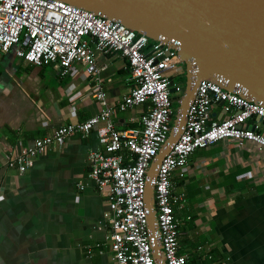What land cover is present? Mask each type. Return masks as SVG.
I'll return each mask as SVG.
<instances>
[{
	"label": "crops",
	"instance_id": "crops-1",
	"mask_svg": "<svg viewBox=\"0 0 264 264\" xmlns=\"http://www.w3.org/2000/svg\"><path fill=\"white\" fill-rule=\"evenodd\" d=\"M96 63L106 68L99 88L116 106L132 88L127 62L110 54ZM73 69V75L60 78L51 66L26 64L11 52L0 55V264H114L108 247L94 248L104 244L109 229L104 199L88 178V156L102 149L98 130L103 124L39 156L23 175L5 165L34 139L100 111L91 97L96 81L81 64ZM225 108L214 103L210 121L232 115ZM146 110L140 105L115 111L114 128H141ZM171 180L172 193L184 195L175 217L179 239L191 245L182 252L179 243L188 264H264L263 148L231 140L214 143L192 153Z\"/></svg>",
	"mask_w": 264,
	"mask_h": 264
},
{
	"label": "built area",
	"instance_id": "built-area-1",
	"mask_svg": "<svg viewBox=\"0 0 264 264\" xmlns=\"http://www.w3.org/2000/svg\"><path fill=\"white\" fill-rule=\"evenodd\" d=\"M179 44L155 42L145 35L123 26L120 22L94 15L86 10L58 0H0V55L14 50L15 57L36 67L51 66L60 78L73 75V66L82 65L87 76L96 81L92 99L100 111L91 118L60 126L42 138L22 147L6 162V169L23 175L36 159L59 148L65 141L79 135L86 137L98 130L102 149L88 156V178L104 199L103 214L109 234L104 244L114 264H156L153 245L161 247L165 264H188L180 253L178 221L175 207L181 208L183 194L172 193V175L184 168L188 157L196 150L214 143L231 140L239 146L252 143L264 149V107L222 89L221 84L201 81L189 103L185 124L168 154L158 166L153 179L156 232L147 228V209L143 195L147 171L163 148L175 114L171 89L182 96L184 87L173 82L172 75L180 64ZM118 54L126 60L132 81L129 93L116 106L99 88L103 83L98 67L99 56ZM180 96V97H181ZM179 97V99H180ZM179 99L177 101H179ZM214 103L226 105L232 115L219 122L210 121ZM146 105L140 118L141 128L116 130L112 122L115 111L124 112ZM177 120L180 117H176ZM80 189L83 186L78 185ZM92 249L87 251L90 254Z\"/></svg>",
	"mask_w": 264,
	"mask_h": 264
},
{
	"label": "water",
	"instance_id": "water-1",
	"mask_svg": "<svg viewBox=\"0 0 264 264\" xmlns=\"http://www.w3.org/2000/svg\"><path fill=\"white\" fill-rule=\"evenodd\" d=\"M94 15L120 22L155 42L179 44L185 83L173 125L163 148L147 171L143 200L147 228L156 232L153 179L162 159L178 139L189 103L201 81L221 84L264 107V0H58ZM171 94L174 89L170 90ZM180 117L179 120L176 117ZM157 241L156 264H165Z\"/></svg>",
	"mask_w": 264,
	"mask_h": 264
},
{
	"label": "rangeland",
	"instance_id": "rangeland-1",
	"mask_svg": "<svg viewBox=\"0 0 264 264\" xmlns=\"http://www.w3.org/2000/svg\"><path fill=\"white\" fill-rule=\"evenodd\" d=\"M13 53H14V50H13V52L11 51V54H13ZM14 56H15V54H14ZM49 68L50 67H48V69ZM50 70H51V68H50ZM174 72L175 73L173 74V77H172L173 82L175 84H178V85H181V86L184 87V83H185V68H184V65L179 64ZM180 96H181L180 93H175L174 92V93L171 94V98L174 100V102H173L174 103L173 109L175 110V112L177 111V105H176L177 101H176V98H178ZM172 125H173V123H171V127H172ZM182 238L185 239V237H183V236H182ZM182 238L179 239V243H180L181 248L183 250L182 252H185V250H187L186 248L188 246H191V245H189V241L184 242V240ZM188 240H191L192 242H196V243L199 242L198 241L199 238H195V237L194 238L188 237Z\"/></svg>",
	"mask_w": 264,
	"mask_h": 264
},
{
	"label": "trees",
	"instance_id": "trees-1",
	"mask_svg": "<svg viewBox=\"0 0 264 264\" xmlns=\"http://www.w3.org/2000/svg\"><path fill=\"white\" fill-rule=\"evenodd\" d=\"M190 264H197V263L196 262L194 263L193 261H191Z\"/></svg>",
	"mask_w": 264,
	"mask_h": 264
}]
</instances>
